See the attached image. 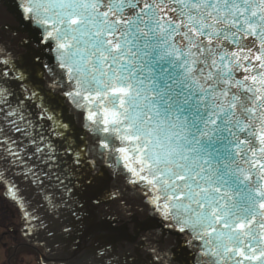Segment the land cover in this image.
<instances>
[{
	"label": "snow or ice",
	"instance_id": "obj_1",
	"mask_svg": "<svg viewBox=\"0 0 264 264\" xmlns=\"http://www.w3.org/2000/svg\"><path fill=\"white\" fill-rule=\"evenodd\" d=\"M2 2L29 38L0 42V182L142 208L91 264H264V0Z\"/></svg>",
	"mask_w": 264,
	"mask_h": 264
},
{
	"label": "water",
	"instance_id": "obj_2",
	"mask_svg": "<svg viewBox=\"0 0 264 264\" xmlns=\"http://www.w3.org/2000/svg\"><path fill=\"white\" fill-rule=\"evenodd\" d=\"M0 26L3 27V31H0V42L8 44L17 55L22 54L25 50L21 44V41L27 40L28 33L24 31V25L18 24L16 18L11 15L4 7V2L0 0ZM9 29H19L17 31H10ZM54 182L45 180L44 187L41 195L46 192L47 195H57L58 202L61 198L68 199L69 193H62L59 189L53 187ZM106 183L111 187V182L106 180ZM30 191L34 190V186L27 187ZM72 192L75 196H71L69 205H61V211L67 212L65 215V223L62 227L67 226L72 231L68 234L66 244L68 245L73 259H77L79 264H91L93 260L92 250L97 248L99 245L107 243L110 236L107 235L111 228L120 227L123 223L130 221H145V213L142 208L132 207L131 210L121 216L120 208L116 203L104 202L101 206H96L88 201V196L94 193L91 190L85 192L84 189L72 188ZM38 200H41V196L35 195ZM79 201V203H76ZM84 204L85 207L81 208L80 205ZM70 208H74L80 212V219L72 214ZM121 221V225L116 224L114 221ZM156 238L160 236L164 237V243L158 245V247L175 248V238L167 235L168 230L164 228H157L155 230ZM79 245V248L77 247ZM117 246V258L123 261L124 249H128L129 252L133 251V248L128 245V241L123 242V248H121L119 242H116ZM68 257V255H66ZM98 258V257H97ZM141 260L148 264L147 255L143 248L140 249ZM168 258L171 260L173 255L169 252ZM191 264H195V257L190 256Z\"/></svg>",
	"mask_w": 264,
	"mask_h": 264
},
{
	"label": "flooded vegetation",
	"instance_id": "obj_3",
	"mask_svg": "<svg viewBox=\"0 0 264 264\" xmlns=\"http://www.w3.org/2000/svg\"><path fill=\"white\" fill-rule=\"evenodd\" d=\"M23 228L18 210L0 189V264L39 263L40 248L24 237Z\"/></svg>",
	"mask_w": 264,
	"mask_h": 264
}]
</instances>
